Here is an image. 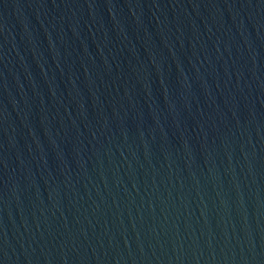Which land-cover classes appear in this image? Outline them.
Returning <instances> with one entry per match:
<instances>
[{
  "label": "water",
  "instance_id": "obj_1",
  "mask_svg": "<svg viewBox=\"0 0 264 264\" xmlns=\"http://www.w3.org/2000/svg\"><path fill=\"white\" fill-rule=\"evenodd\" d=\"M0 264H264V0H0Z\"/></svg>",
  "mask_w": 264,
  "mask_h": 264
}]
</instances>
